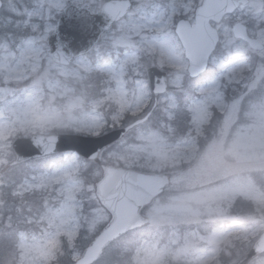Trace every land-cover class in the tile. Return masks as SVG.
Instances as JSON below:
<instances>
[{"label": "snow or ice", "instance_id": "snow-or-ice-1", "mask_svg": "<svg viewBox=\"0 0 264 264\" xmlns=\"http://www.w3.org/2000/svg\"><path fill=\"white\" fill-rule=\"evenodd\" d=\"M0 264H264V0H0Z\"/></svg>", "mask_w": 264, "mask_h": 264}]
</instances>
